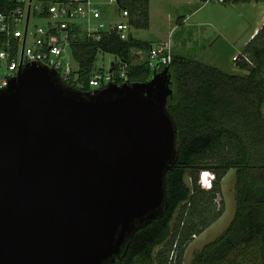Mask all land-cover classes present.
<instances>
[{
    "label": "water",
    "instance_id": "obj_1",
    "mask_svg": "<svg viewBox=\"0 0 264 264\" xmlns=\"http://www.w3.org/2000/svg\"><path fill=\"white\" fill-rule=\"evenodd\" d=\"M171 84L165 67L83 92L28 64L0 89V264H115L163 215Z\"/></svg>",
    "mask_w": 264,
    "mask_h": 264
},
{
    "label": "trees",
    "instance_id": "obj_2",
    "mask_svg": "<svg viewBox=\"0 0 264 264\" xmlns=\"http://www.w3.org/2000/svg\"><path fill=\"white\" fill-rule=\"evenodd\" d=\"M125 6L131 26L148 28L149 0H127ZM13 7L12 0H0V12ZM150 47L149 42L131 36L122 41L115 34L74 47L77 69L70 87L91 91L88 79L100 53L118 60L110 68L115 84H121L119 63L125 65L128 81L144 82L153 70L146 61L135 63L134 51L148 52ZM242 55L249 62L241 59L237 66L247 70L245 76L179 55L172 56L170 65L158 67H169L174 85L167 108L178 130V159L166 175L165 212L133 234L115 264H168L175 244L172 264H182L191 236H199L222 216L224 204L217 198L230 170L235 171L234 216L221 236L194 254L192 264H264V25ZM203 171L213 173L215 180L199 185Z\"/></svg>",
    "mask_w": 264,
    "mask_h": 264
},
{
    "label": "built area",
    "instance_id": "obj_3",
    "mask_svg": "<svg viewBox=\"0 0 264 264\" xmlns=\"http://www.w3.org/2000/svg\"><path fill=\"white\" fill-rule=\"evenodd\" d=\"M14 7L0 12V89L15 78L28 64L45 67L58 74L66 86L75 81L73 75L72 48L82 43L96 44L104 37L117 35L120 40L129 39L130 12L127 0H12ZM213 0H205V3ZM234 0H216L220 4ZM39 21H44L40 24ZM168 44L150 47L147 65L153 71L172 62ZM249 62L244 55L233 57L234 62ZM111 68V67H110ZM109 69L94 71L88 79L89 88L102 89L115 83V74ZM121 84L128 81L125 65L118 64ZM215 175L203 171L199 185H207ZM192 235L191 239H196ZM176 244L170 252L168 264L176 259Z\"/></svg>",
    "mask_w": 264,
    "mask_h": 264
},
{
    "label": "rangeland",
    "instance_id": "obj_4",
    "mask_svg": "<svg viewBox=\"0 0 264 264\" xmlns=\"http://www.w3.org/2000/svg\"><path fill=\"white\" fill-rule=\"evenodd\" d=\"M186 19L185 26L178 18ZM264 20V0L220 4L213 0H149V26L144 29L130 28L128 34L156 47L163 42L175 47L173 53L187 59L217 68L224 73L245 76L247 70L240 69L233 57L243 52L244 43L257 24ZM44 24V21H39ZM175 23V27H174ZM196 24L200 27H192ZM174 28V29H173ZM176 29V30H175ZM258 39L251 43L255 46ZM134 62L147 59L148 52L134 51ZM115 56L98 54L94 70L106 71L117 63ZM74 69L77 65L72 63ZM171 88H174L173 83ZM97 88H91L96 90ZM235 171L230 170L220 183L221 193L217 203L224 204L222 216L202 234L191 240L182 255V264H192L194 254L205 245L221 236L230 224L235 212ZM188 183L190 180H186Z\"/></svg>",
    "mask_w": 264,
    "mask_h": 264
},
{
    "label": "crops",
    "instance_id": "obj_5",
    "mask_svg": "<svg viewBox=\"0 0 264 264\" xmlns=\"http://www.w3.org/2000/svg\"><path fill=\"white\" fill-rule=\"evenodd\" d=\"M178 24L180 25V26H185V25H187L186 23V19L185 18H183V17H179L178 18ZM263 25H264V20L261 22V24L259 25V24H257L254 28H253V30L251 31V33L249 34V36H248V38H247V40L245 41V43H244V48L246 47V45L251 41V40H253V38H254V36L258 33V31L263 27ZM176 25H175V23H174V27H175ZM191 26L194 28V27H200L199 25H196V24H194V25H192L191 24ZM133 27V26H132ZM131 27V28H132ZM134 28V27H133ZM174 29V28H173ZM176 30V29H175ZM129 37H130V35H129ZM161 44H168L170 47H171V51H172V54L173 55H176V54H174L173 53V50H174V48L175 47H173V46H171L170 45V41H169V39H168V43L167 42H163V43H161ZM161 44H158V45H161ZM244 48H243V50H244ZM243 53V52H242ZM241 53V54H242ZM240 54V55H241ZM180 56V55H179ZM236 64H238L237 62H235ZM112 65V64H111ZM237 66V65H236ZM111 67V66H110ZM238 67V66H237ZM239 68V67H238Z\"/></svg>",
    "mask_w": 264,
    "mask_h": 264
}]
</instances>
